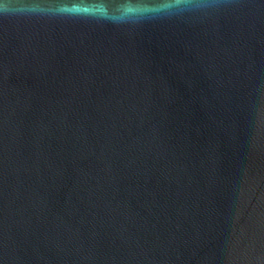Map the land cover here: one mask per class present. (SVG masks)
I'll return each mask as SVG.
<instances>
[{"label":"water","instance_id":"1","mask_svg":"<svg viewBox=\"0 0 264 264\" xmlns=\"http://www.w3.org/2000/svg\"><path fill=\"white\" fill-rule=\"evenodd\" d=\"M5 6L0 264H264V0Z\"/></svg>","mask_w":264,"mask_h":264},{"label":"clouds","instance_id":"2","mask_svg":"<svg viewBox=\"0 0 264 264\" xmlns=\"http://www.w3.org/2000/svg\"><path fill=\"white\" fill-rule=\"evenodd\" d=\"M0 11L7 13V12L10 11V8H9L8 6H5L4 8H0ZM21 11H23V12H27L28 9L25 8V9H23V10H21Z\"/></svg>","mask_w":264,"mask_h":264}]
</instances>
